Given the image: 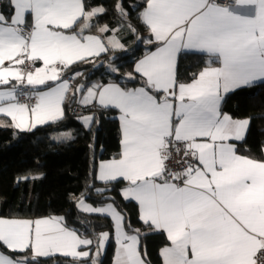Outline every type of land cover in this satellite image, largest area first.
<instances>
[{
  "label": "snow or ice",
  "instance_id": "obj_1",
  "mask_svg": "<svg viewBox=\"0 0 264 264\" xmlns=\"http://www.w3.org/2000/svg\"><path fill=\"white\" fill-rule=\"evenodd\" d=\"M145 3L138 18L151 33L145 42H155L156 48L135 62L142 86L93 83L80 100L120 113L122 151L119 158L102 162L95 178L105 184L118 178L127 182L123 198L136 201L140 221L165 233L170 242L160 250L163 264H258V257L264 255V161L237 154L232 141L245 139L250 119H233L221 111V103L223 94L264 81V0H236L252 6L251 15L235 14L216 0ZM9 8L10 15L0 13V85L11 80L17 84L0 91V114L11 118V125L0 123V127L31 132L64 118L62 104L70 85L62 76L72 65L90 63L110 48L125 46L115 38L119 29L107 25L98 29L113 32L107 45L97 36L83 35L90 21L105 12L102 6L86 10L83 0H9ZM116 11L122 18L127 16L122 0ZM81 20L80 31H74ZM182 52L209 57V66L191 83L178 82L177 60ZM38 61L43 66L34 71L25 73L20 67ZM213 62L219 66H211ZM109 70L118 71L111 64ZM79 75L74 73L73 78ZM25 80L33 90L50 81L55 86L24 91ZM76 92H84V85ZM21 96L26 102H20ZM94 119L80 118L85 128ZM71 138V133H64L54 139ZM173 150L180 156L177 165H185L176 172L167 164ZM104 191L96 189L98 195ZM77 206L89 214L111 216L117 245L113 264H147L138 250L139 230L126 232L123 216L112 204L87 206L82 196ZM61 221L0 218V246L11 253L30 251L31 264L55 254L80 264H87V259L97 264L109 234L97 237V252L91 255L78 249L93 241ZM0 264L30 261L0 252Z\"/></svg>",
  "mask_w": 264,
  "mask_h": 264
},
{
  "label": "trees",
  "instance_id": "obj_2",
  "mask_svg": "<svg viewBox=\"0 0 264 264\" xmlns=\"http://www.w3.org/2000/svg\"><path fill=\"white\" fill-rule=\"evenodd\" d=\"M118 0H83L86 10L102 6L103 14L94 17L91 27L84 33L98 35V29L107 25L109 29L117 26L135 28L126 36H118L125 46L124 50H109L90 63H75L63 76L70 79V87L63 103L65 115L57 123L38 126L31 132H21L10 126L0 127V217L62 218L64 226L75 230L82 237L93 241L92 249L97 247V237L113 232L112 221L104 216L88 215L80 212L77 203L82 196L84 201L99 207L112 204L124 217V229L128 233L139 230V251L147 264H161L160 249L169 244L165 235L152 231L139 219V207L131 200L122 197L126 182L118 180L101 183L95 178L100 161L118 158L120 154L121 133L117 120L118 112L113 108H83L80 113L71 114L79 95L80 85L84 91L93 81L114 82L124 88L134 89L142 86V81L133 73L134 63L151 46H144L146 27L138 18L146 6L145 0H122L127 16L122 18L116 11ZM0 13L10 15L9 0H0ZM81 24L78 22L77 25ZM77 25L74 30L77 29ZM112 31L106 32L107 36ZM92 59V58H90ZM118 71H107L109 65ZM213 62L211 66L217 65ZM209 59L205 55L181 53L177 60L179 83H189L205 67ZM81 75L73 78L74 73ZM132 74V79L127 74ZM51 84L44 87L48 88ZM221 111L233 119H250L245 139L236 142L239 155L264 160V82L251 87L237 89L224 96ZM93 116L89 128H83L77 116ZM4 124L9 125L8 119ZM71 133V139L57 140L63 133ZM27 177V179H23ZM91 185V187H89ZM96 189H104L97 194ZM0 251L16 256L3 246ZM146 253V255H145ZM114 244L110 242L98 264H111ZM87 259V264H92ZM31 264V261H30ZM36 264H80L61 256L39 258Z\"/></svg>",
  "mask_w": 264,
  "mask_h": 264
},
{
  "label": "crops",
  "instance_id": "obj_3",
  "mask_svg": "<svg viewBox=\"0 0 264 264\" xmlns=\"http://www.w3.org/2000/svg\"><path fill=\"white\" fill-rule=\"evenodd\" d=\"M146 7V6H145ZM144 10V9H143ZM229 10L230 11H232L233 13H235V14H240V15H251V14H254V8L252 7V6H249V5H246V4H238V3H236V5L234 6V7H232V8H229ZM143 12V11H142ZM26 20H27V24L28 25H30L31 24V22H32V18H31V15L30 14H27L26 15ZM81 22V24L83 23V21L81 20L80 21ZM78 24V23H77ZM76 24V25H77ZM81 24H79V25H77V29H75L74 31H76V32H79L80 31V27H81ZM76 25H74V27L76 26ZM103 26H105V25H102L101 27H103ZM146 27V26H145ZM83 35H92V34H86V33H84L83 32ZM113 32H111V34L110 35H108L105 39L104 38H102L99 34L98 35H93V36H97V37H99L101 40H102V42L103 43H105L106 45L108 44V41H109V39L110 38H112L113 37ZM145 39H144V46L145 47H147V46H151V49L149 50V51H155V48H156V43L155 42H153V43H151V44H149V43H146L145 41L146 40H148V39H150V38H152L151 37V33H150V31H149V29L146 27V31H145ZM115 38L116 39H118L119 40V42H120V39H119V37L117 36V35H115ZM111 49V48H110ZM111 50H120V49H111ZM149 51H147V52H149ZM146 52V53H147ZM145 53V54H146ZM183 53V52H182ZM102 54H105V53H102ZM101 54V55H102ZM144 54V55H145ZM181 54V53H180ZM144 55H142L139 59H141ZM200 55H205V56H207V58L209 59V57H208V55L207 54H203V53H201ZM138 59V60H139ZM137 60V61H138ZM136 61V62H137ZM9 63L10 62H8V61H5V66H8L9 65ZM134 65H135V63H134ZM35 68H39V67H42L43 66V63H42V61H38V62H36L35 63ZM219 66V63L217 64V65H213V67H218ZM20 67H22L23 68V70H24V72H25V69H24V65H22V66H20ZM208 67V66H207ZM203 70V69H202ZM201 70V71H202ZM200 71V72H201ZM199 72V73H200ZM25 73H27V72H25ZM133 73L136 75V77H138L140 80H141V77H140V74H138V73H136L135 71H134V67H133ZM198 73V74H199ZM198 74L196 75V76H198ZM62 80H67L68 81V83H70V79L68 78V77H64V76H62ZM142 81V80H141ZM193 80H191L189 83H191ZM262 82H264V81H258V82H256L255 84H258V83H262ZM93 83H98V81H93L92 83H91V85L93 84ZM114 83V82H113ZM17 84V82L16 81H14V80H11V82H10V84H8V85H0V91H5V90H8V89H10L13 85H16ZM24 84H25V87H28V89L30 90V91H33V92H35L34 90H32V88H31V86H27L26 85V80L24 81ZM49 84H51V86H55V83L54 82H52V83H47V85H49ZM105 84H107V83H105ZM47 85H45V86H47ZM90 85V86H91ZM17 87H18V89L21 87L20 85H17ZM122 87V86H121ZM141 87V86H140ZM23 88H24V86H23ZM138 88V87H137ZM135 89V88H134ZM24 90V89H23ZM38 90L39 91H37V92H40V91H47V90H49V87L48 88H45L44 89V87L42 88H38ZM237 90V89H236ZM87 91V89L83 92V93H81L80 95H79V97H78V99H77V102H76V105H75V107L78 109V113H80L81 112V110L83 109V108H87V107H90V108H93V107H98V106H96L95 105V102H93V104L92 105H83V104H81L80 103V100L82 99V96L84 95V93ZM235 91V90H234ZM231 92H233V91H231ZM231 92H229V93H231ZM229 93H226V94H223V98H224V96L225 95H227V94H229ZM22 97V96H21ZM21 97L19 98L20 99V102L21 103H24V101H22V99H21ZM64 103V102H63ZM62 107H63V104H62ZM63 109H64V107H63ZM113 109H115V108H113ZM117 112H118V115H117V120H118V124H119V128H120V133H121V139H122V132H121V122H120V119H119V116H120V113H119V110L118 109H115ZM82 117H84V116H82ZM3 118L4 119H8V121H9V125H11V118L10 117H6V116H4V115H2V114H0V123H3L4 124V120H3ZM236 120H243V119H236ZM51 123V122H50ZM48 124V123H47ZM42 126V125H41ZM11 127V126H10ZM38 127V126H37ZM13 128V127H12ZM15 129V128H14ZM16 130H19V129H16ZM248 130V129H247ZM247 130H246V133H247ZM20 131V130H19ZM64 134V133H63ZM61 136V135H60ZM246 136V135H245ZM244 140V139H243ZM233 143H236V142H240V141H232ZM121 151H122V145H121V141H120V153H121ZM263 153H264V149H263ZM120 155V154H119ZM239 155V154H238ZM242 156V155H241ZM119 158V157H118ZM110 160H112V159H109V160H104V161H100L99 163H98V167H97V172H98V169H99V165L102 163V162H107V161H110ZM264 161V160H263ZM96 172V173H97ZM118 180H122V179H119L118 178ZM117 180V181H118ZM99 182H101V181H99ZM113 182H115V181H113ZM126 182V181H125ZM101 183H104V182H101ZM110 183V182H109ZM126 185H127V182H126ZM126 185H125V187H126ZM124 187V188H125ZM123 197V196H122ZM131 201H134V200H131ZM137 205H138V203L136 202V201H134ZM79 203V202H78ZM78 203H77V205H78ZM85 203V205H87V206H91V207H95V206H92L91 204H89V203H87L86 201L84 202ZM106 205H108V204H106ZM106 205H103V206H99V207H104V206H106ZM114 207V206H113ZM138 207H139V205H138ZM77 208H78V206H77ZM78 210L80 211V212H82V213H84V214H88V215H97V216H104V217H107V218H109L111 221H112V219H111V216L110 215H108V214H104V215H101V214H95V213H93V214H89V213H87V212H85V211H83V210H81L80 208H78ZM117 211V210H116ZM118 212V211H117ZM122 215V214H121ZM0 218H3V217H0ZM44 218H50V217H42V218H31V219H28V220H36V219H44ZM55 218V217H54ZM4 219H17V218H4ZM26 219V218H25ZM61 223H62V221H61ZM112 223H113V232H112V235H111V237H110V239H111V241L110 242H112L113 244H114V255H113V259H112V262H111V264H113V261H114V259H115V255H116V249H117V245H116V242H115V225H114V222L112 221ZM123 224H124V217H123ZM62 225L64 226V224L62 223ZM159 232V231H158ZM161 233H163V232H161ZM79 236H81L79 233H77ZM129 234H133V233H129ZM164 235H165V237H166V234L165 233H163ZM81 238H84V237H82L81 236ZM167 239V238H166ZM169 242V241H168ZM92 245H93V243H92ZM92 245H90V246H88V247H81V248H79L78 250H83V251H90V254L91 255H94V253H93V249H92ZM167 246H170V242H169V244L167 245ZM165 247V246H164ZM163 248V247H162ZM161 248V249H162ZM6 249V248H5ZM160 249V250H161ZM7 250V249H6ZM138 250H139V245H138ZM8 251V250H7ZM1 252V251H0ZM3 253V252H2ZM5 254V253H4ZM16 254H19V253H16ZM5 255H7V254H5ZM100 255V254H99ZM159 255H160V252H159ZM9 256V255H8ZM31 256H32V253L30 252V251H28V252H25V253H23V254H21V255H16V256H10V257H12V258H14V259H20V258H24V257H27L28 259H29V261H31ZM54 256H61V257H65V256H63V255H60V254H55V255H53L52 257H54ZM65 258H68V259H70V260H73V258L72 257H65ZM160 258H161V264H163V258L160 256ZM41 259H46V258H41ZM75 262H78L77 260H74ZM92 263V262H91ZM98 264V263H97Z\"/></svg>",
  "mask_w": 264,
  "mask_h": 264
},
{
  "label": "built area",
  "instance_id": "obj_4",
  "mask_svg": "<svg viewBox=\"0 0 264 264\" xmlns=\"http://www.w3.org/2000/svg\"><path fill=\"white\" fill-rule=\"evenodd\" d=\"M216 3L221 6V7H228V8H232L236 5V0H216ZM24 69H25V72L31 70V71H34L35 69V66H33L32 64H29V63H25L24 64ZM24 91H30L28 89V87H25V84H24ZM22 101L26 102L25 101V98L24 97H21ZM32 104L35 103V99L33 98L32 101H31ZM70 113L71 114H77L78 113V109L76 107H73L71 110H70ZM180 159V156L177 155L175 153V151L173 150V158L170 159L167 164H168V168L173 171V172H176V171H180L182 170L183 167H185V165H177L176 163V160ZM258 264H264V255H261L258 257Z\"/></svg>",
  "mask_w": 264,
  "mask_h": 264
},
{
  "label": "rangeland",
  "instance_id": "obj_5",
  "mask_svg": "<svg viewBox=\"0 0 264 264\" xmlns=\"http://www.w3.org/2000/svg\"><path fill=\"white\" fill-rule=\"evenodd\" d=\"M119 29V31H117L116 33H115V35H117V36H126L130 31H129V28H126V27H123V26H117V27H115L114 29ZM99 35L102 37V38H106L107 37V34L106 33H101L100 31H99ZM121 43V42H120ZM107 71H110L109 70V67L107 68ZM48 83H52L51 81L50 82H48ZM43 88V87H45V85H37L36 86V88L34 89V91L35 92H37V91H39L38 90V88ZM33 90V89H32ZM85 116H87V115H85ZM82 116H77L76 118H77V121L79 122V123H81V125L83 126V124H82V122H81V120H80V118H81ZM83 128L85 129V127L83 126ZM69 133V132H68ZM85 202V201H84ZM133 234H135V233H133ZM110 235H109V239L108 240H106L105 241V244H104V247H103V249L101 250V252H100V255L99 256H102L104 253H105V251H106V248H107V246H108V244L110 243V241H111V239H110ZM96 252H97V247L95 248V249H93V253H94V255L96 254ZM98 256V257H99ZM97 258V257H96Z\"/></svg>",
  "mask_w": 264,
  "mask_h": 264
}]
</instances>
